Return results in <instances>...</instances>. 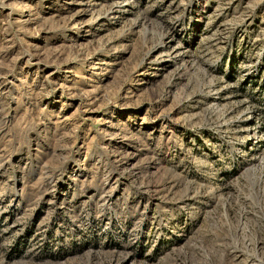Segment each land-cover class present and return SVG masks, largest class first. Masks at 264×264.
I'll return each instance as SVG.
<instances>
[{"label": "rangeland", "instance_id": "374dc122", "mask_svg": "<svg viewBox=\"0 0 264 264\" xmlns=\"http://www.w3.org/2000/svg\"><path fill=\"white\" fill-rule=\"evenodd\" d=\"M0 264H264V0H0Z\"/></svg>", "mask_w": 264, "mask_h": 264}]
</instances>
